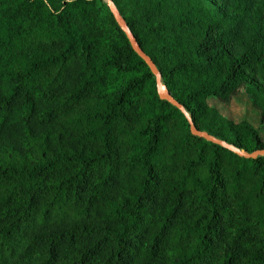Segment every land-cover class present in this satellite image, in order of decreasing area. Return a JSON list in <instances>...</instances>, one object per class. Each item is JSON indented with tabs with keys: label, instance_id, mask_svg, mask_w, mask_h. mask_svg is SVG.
I'll list each match as a JSON object with an SVG mask.
<instances>
[{
	"label": "trees",
	"instance_id": "16d2710c",
	"mask_svg": "<svg viewBox=\"0 0 264 264\" xmlns=\"http://www.w3.org/2000/svg\"><path fill=\"white\" fill-rule=\"evenodd\" d=\"M112 1L198 131L264 151V0ZM0 264H264V157L194 136L105 0H0Z\"/></svg>",
	"mask_w": 264,
	"mask_h": 264
},
{
	"label": "water",
	"instance_id": "95a60500",
	"mask_svg": "<svg viewBox=\"0 0 264 264\" xmlns=\"http://www.w3.org/2000/svg\"><path fill=\"white\" fill-rule=\"evenodd\" d=\"M105 1L108 3V6H109L112 14L116 18L119 26L124 31V33L127 35L134 51L147 63V65L150 67L151 71L155 75V77L157 79V83H158V92H159L160 98L164 101L169 102L170 104H172L173 106H175L177 109H179L180 111H182L184 113V115L186 116L187 120L190 123L191 131H192L194 136L206 139L209 142H212L216 145L224 147V148L234 152L235 154L239 155L240 157H244L247 159H257L259 157H264V151H259V152L253 153V154H249V153L242 151V150H240V149H238L232 145H229L228 143H226L224 141L218 140V139L210 136L208 133L198 131L197 128L195 127L193 121H192L191 116L184 110L183 106L180 105L172 97L170 91L168 90V88L166 87V85L162 81V76L160 75L158 68L156 67V65L154 64L152 59L150 57H148L144 53V51L141 49L138 41L136 40L135 36L133 35L132 31L130 30L128 24L126 23L125 19L121 15V13L118 10L115 3L112 0H105Z\"/></svg>",
	"mask_w": 264,
	"mask_h": 264
},
{
	"label": "rangeland",
	"instance_id": "374dc122",
	"mask_svg": "<svg viewBox=\"0 0 264 264\" xmlns=\"http://www.w3.org/2000/svg\"><path fill=\"white\" fill-rule=\"evenodd\" d=\"M211 104L218 108L226 117L237 121L247 120L259 125L258 112L252 107L249 98L242 97L231 106H227L215 99L211 101ZM262 134L264 137V128L262 129Z\"/></svg>",
	"mask_w": 264,
	"mask_h": 264
}]
</instances>
